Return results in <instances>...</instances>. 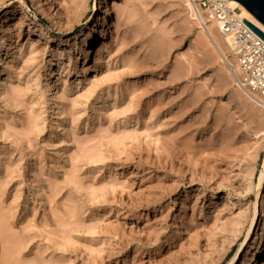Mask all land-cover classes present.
Here are the masks:
<instances>
[{
    "label": "rangeland",
    "instance_id": "374dc122",
    "mask_svg": "<svg viewBox=\"0 0 264 264\" xmlns=\"http://www.w3.org/2000/svg\"><path fill=\"white\" fill-rule=\"evenodd\" d=\"M101 1L0 0V264H240L258 112L183 0Z\"/></svg>",
    "mask_w": 264,
    "mask_h": 264
},
{
    "label": "bare ground",
    "instance_id": "6f19581e",
    "mask_svg": "<svg viewBox=\"0 0 264 264\" xmlns=\"http://www.w3.org/2000/svg\"><path fill=\"white\" fill-rule=\"evenodd\" d=\"M183 1H184V7L186 8L185 10L188 12V18L190 19L191 22H193L198 26L199 30L202 31V33L206 37L207 43L211 46L214 54L219 58L222 66L227 69L229 75L231 76L235 87L234 94L240 100L241 98L244 99L242 100L244 102L246 100L247 103L250 104L249 106H251V108L253 107V111L258 112L259 120L261 122V125L263 126V129L260 132H262V135L264 136V105L261 103V99L257 94L252 93L251 91H249V89L243 87L238 82V78L240 76V70L234 56L235 50L233 45L231 44L230 38L228 36H223L222 34H220L217 28V24L214 21L210 20L209 18L207 17L205 18L203 16L202 20L199 19L196 20L187 7V0H183ZM225 2L227 6L231 9H239L240 17L242 19L246 20L247 22H250L264 33V27L261 26L240 4H238L233 0H225ZM104 3H106L105 0H102L100 2L101 6ZM25 19L26 16L21 17L19 21V25L24 24ZM99 21L105 22V19L102 18L99 19ZM97 27L98 25L94 24L90 28V30L86 33V35L82 37V41L80 44H82L83 47H88L87 49L84 50L86 54L89 52V48L91 47L92 43L95 40V35L97 36ZM100 33H101L100 36L104 35V30H101ZM55 83L56 82H54L53 80H49L48 83L49 91H52L53 88H55ZM2 86L3 84L1 85V89H3ZM257 190H258L257 196L259 197L260 193L264 190V167L260 175L259 183L257 185ZM262 217H263V212H261V210L256 206L254 215L250 220L251 228H256L258 226L255 234L256 238L254 239L253 243H251L248 246L246 253L243 255L242 259L240 260V264H248L249 261L253 260V258L257 256L256 255L257 249L260 250L263 249L264 247V221L258 225L259 221L261 222ZM251 254L252 257L249 258ZM260 264H262V261L260 262Z\"/></svg>",
    "mask_w": 264,
    "mask_h": 264
},
{
    "label": "built area",
    "instance_id": "2783aa9c",
    "mask_svg": "<svg viewBox=\"0 0 264 264\" xmlns=\"http://www.w3.org/2000/svg\"><path fill=\"white\" fill-rule=\"evenodd\" d=\"M187 7L196 20L209 18L230 38L240 70L238 82L264 105V42L243 23L240 11L229 8L225 0H187Z\"/></svg>",
    "mask_w": 264,
    "mask_h": 264
},
{
    "label": "water",
    "instance_id": "95a60500",
    "mask_svg": "<svg viewBox=\"0 0 264 264\" xmlns=\"http://www.w3.org/2000/svg\"><path fill=\"white\" fill-rule=\"evenodd\" d=\"M240 4L261 26L264 27V0H233ZM243 23L264 42V33L253 24Z\"/></svg>",
    "mask_w": 264,
    "mask_h": 264
}]
</instances>
